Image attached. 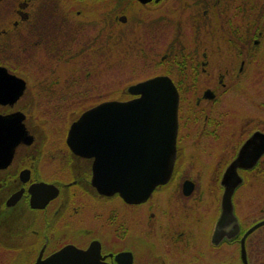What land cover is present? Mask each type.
<instances>
[{"label":"flooded vegetation","instance_id":"1","mask_svg":"<svg viewBox=\"0 0 264 264\" xmlns=\"http://www.w3.org/2000/svg\"><path fill=\"white\" fill-rule=\"evenodd\" d=\"M111 46L179 94L171 175L140 201L99 192L67 143L82 112L134 97L110 96ZM244 77L248 112L230 114ZM90 247L97 264H264V0H0V264Z\"/></svg>","mask_w":264,"mask_h":264},{"label":"water","instance_id":"2","mask_svg":"<svg viewBox=\"0 0 264 264\" xmlns=\"http://www.w3.org/2000/svg\"><path fill=\"white\" fill-rule=\"evenodd\" d=\"M127 91L135 96L126 101H104L82 112L69 128L67 143L79 155L95 157L91 182L99 192L118 193L126 200L140 201L171 175L179 95L165 75L137 81ZM124 130L126 136L140 139L132 151L121 147ZM231 191L232 186L226 185L222 196L223 219L231 216ZM72 251V264H97L91 247ZM66 252L63 248L57 253L58 264H66Z\"/></svg>","mask_w":264,"mask_h":264},{"label":"rangeland","instance_id":"3","mask_svg":"<svg viewBox=\"0 0 264 264\" xmlns=\"http://www.w3.org/2000/svg\"><path fill=\"white\" fill-rule=\"evenodd\" d=\"M121 54L122 50L120 48L114 46L110 47L109 71L105 74V80L108 81L110 87V96L116 94L113 92L114 89L118 92V90L123 87L122 91H124L129 84L145 79L152 73V58L145 56H141V58L132 56L127 58L120 57ZM118 56L120 58H118ZM222 60H224V58ZM225 62H228V59H225ZM247 81V78L244 77L236 91L230 90V92H227L225 95L224 104L228 108V113L246 114L248 112L246 103L249 97V85ZM232 91L234 93H232ZM110 99L114 98L111 97ZM201 189H204V192L201 193L205 198L204 208L208 214L212 215L214 212L215 190L212 185L209 187L205 186L204 183Z\"/></svg>","mask_w":264,"mask_h":264}]
</instances>
